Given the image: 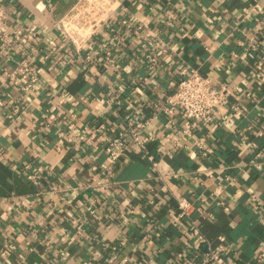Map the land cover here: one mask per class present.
I'll use <instances>...</instances> for the list:
<instances>
[{
  "label": "crops",
  "instance_id": "0c3cea01",
  "mask_svg": "<svg viewBox=\"0 0 264 264\" xmlns=\"http://www.w3.org/2000/svg\"><path fill=\"white\" fill-rule=\"evenodd\" d=\"M81 14L73 42L58 21ZM0 16L27 39L0 59V264H264V0H0ZM23 58L26 90L7 74ZM183 70L227 87L188 138L164 110ZM146 119L157 169L133 147L113 166L112 129Z\"/></svg>",
  "mask_w": 264,
  "mask_h": 264
},
{
  "label": "built area",
  "instance_id": "2783aa9c",
  "mask_svg": "<svg viewBox=\"0 0 264 264\" xmlns=\"http://www.w3.org/2000/svg\"><path fill=\"white\" fill-rule=\"evenodd\" d=\"M2 18L4 17L0 16V19ZM89 21V15L81 14L58 21V26L65 30L66 35L75 42L78 36L83 35L84 25L90 23ZM2 26L4 25L2 24ZM11 37L15 41L23 43L27 41L18 30L10 37L5 32H0V59L9 56L10 49L14 44ZM254 66L264 72V60H257ZM182 73H185L184 77L177 82H171L175 89L173 94L168 97V105L164 110L168 113L178 111L184 119L185 127L180 136L188 138L192 135V129L197 127L199 122L206 118L212 110L225 104L227 87L224 83L214 82L210 77L204 76L198 71L186 74V70H183ZM7 74L15 83L20 79L25 80V90L32 87L37 81L36 74L26 58L21 60L15 71H9ZM150 122V119H146L137 122L135 125L124 124L121 128L112 129V134L108 137L104 149L113 166L124 165L128 151L133 147L147 156L153 170L157 169V163L147 149L151 138L145 130ZM175 145H178V141L175 142ZM193 206V203L188 199L180 200L178 202V216L181 218L189 216ZM199 238L203 239V236L200 235ZM221 239L224 240V237ZM256 260L259 263L264 262V244L259 249ZM192 264L228 263L220 250H210L201 260L194 261Z\"/></svg>",
  "mask_w": 264,
  "mask_h": 264
}]
</instances>
